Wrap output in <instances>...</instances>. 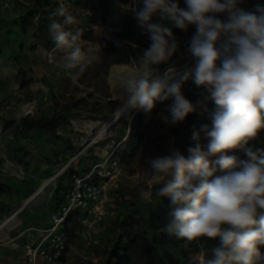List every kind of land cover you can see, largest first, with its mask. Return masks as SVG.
<instances>
[{
  "label": "clouds",
  "instance_id": "9594fccd",
  "mask_svg": "<svg viewBox=\"0 0 264 264\" xmlns=\"http://www.w3.org/2000/svg\"><path fill=\"white\" fill-rule=\"evenodd\" d=\"M244 3L184 0L181 7L179 0H138L130 9L150 44L119 83L121 104L113 122L134 110L150 114L158 103L171 101L162 119L177 124L208 111L209 101L216 105L211 127L193 128L195 144L187 157L170 147L168 155L148 158L141 170L149 185L140 190L141 200H170V220L161 232L178 240L217 241L197 264H264V148L250 146L264 130V4L246 9ZM52 15L63 18L48 26L55 48L63 50L57 67L76 82L100 59V45L82 49V30L67 28L76 18L62 2ZM189 25L196 29L187 42L191 63L178 68L170 63L179 49L173 29L187 31ZM161 64L167 65L163 73ZM189 80L203 89L195 103L182 92ZM234 150L247 159L228 154ZM217 170L223 174L215 175Z\"/></svg>",
  "mask_w": 264,
  "mask_h": 264
},
{
  "label": "rangeland",
  "instance_id": "374dc122",
  "mask_svg": "<svg viewBox=\"0 0 264 264\" xmlns=\"http://www.w3.org/2000/svg\"><path fill=\"white\" fill-rule=\"evenodd\" d=\"M134 1L119 0L121 13L130 11ZM47 5L14 11L0 3V147L4 152V157H0V183L5 184V192L0 193V227H3L0 230V264H23L28 229L48 224L55 207L56 182L48 184L14 221L4 225L23 202L38 191L42 181L49 180L78 154L73 169L83 171L104 161L113 151L121 167L119 187L115 188L112 182L107 185L111 197L110 215L98 230V246L85 249L80 224L77 219L72 220L68 224L70 246L61 260L50 264H104L113 243L122 233L118 229L120 217L128 213L140 219L162 253H170L178 260L185 253L199 259L203 252L197 245L160 231L170 220L166 201L154 197L149 204L139 195L140 190L149 188L141 171L148 167V158L168 155L170 147L184 153L176 147L170 132L172 124L162 119L169 115L164 109L171 101L158 103L150 114L134 110L106 127L104 122L121 104L116 100L119 83L135 66L117 68L114 65L106 70L93 62L78 81L73 82L63 68L57 67L62 62L63 50L55 48L51 36L47 43L37 36L39 26L47 18ZM30 10L32 22L23 29L22 21ZM68 11L76 22L67 28L82 30V49L87 51L92 45H100L101 51L116 30L117 22L112 18L107 23L93 22L96 14L78 0ZM62 21L63 18L57 22ZM186 49L178 51L175 64L178 68L191 63ZM114 70H117L116 75H113ZM192 83L189 80L183 84L185 97ZM41 119L51 122L35 127L26 124ZM139 119H142L138 128L140 146L133 149L132 133ZM257 142L264 143V137ZM201 143L207 144L203 134ZM229 153L237 156L235 150ZM5 156L12 165L7 163ZM261 253L264 254V247Z\"/></svg>",
  "mask_w": 264,
  "mask_h": 264
},
{
  "label": "trees",
  "instance_id": "16d2710c",
  "mask_svg": "<svg viewBox=\"0 0 264 264\" xmlns=\"http://www.w3.org/2000/svg\"><path fill=\"white\" fill-rule=\"evenodd\" d=\"M86 8H90L96 16L93 17V22L107 23L110 18L117 22L116 30L112 32V35L107 39L104 48L100 51V59L96 61L98 66L109 70L114 65H133L135 66V59L143 54L144 49L149 47L150 40L147 35L142 32L137 24V21L130 10L127 13H121L119 0H78ZM181 7H186L184 0H179ZM138 4V0L136 2ZM47 18L39 26V34L46 43L50 38L48 26L51 20H61L62 17L53 16L57 9L56 5L48 4ZM154 22H160L158 17H153ZM32 22V10L28 11L22 21L23 29H26ZM196 29L194 25H189L187 31L180 29H173L174 35L178 39L179 50L187 48V42L195 33ZM118 42V43H117ZM49 43V42H48ZM52 44V43H51ZM178 52L174 55L170 61L172 64L177 63ZM167 65H159L160 71L163 72ZM202 88H198L194 83L190 85V90L187 92L186 98L195 103ZM208 111L200 110L196 113H191L181 123L172 124L170 132L175 138V144L177 148L184 150V155L187 157L189 154L187 149L189 146H194L195 142H190V137L193 132V128L199 130L201 125L207 124L211 127V113L215 111L216 105L214 102H208ZM51 121L45 122L43 119L36 122L26 123L29 127L45 126ZM142 125V119L136 121L133 130V140L136 138L133 149H137L140 146V133L138 128ZM203 134V133H201ZM136 135V136H135ZM264 137V130L259 133L258 139ZM258 140L250 141V146L257 148H264V143H258ZM257 142V143H256ZM237 156L240 159H246L244 152L235 150ZM230 155V153H228ZM218 157H212L216 159ZM120 160L123 158L120 157ZM223 174L217 170L215 175ZM211 179V178H210ZM5 192V184L0 183V193ZM61 188L55 193V207L59 202ZM169 205L171 211L169 198L162 197ZM54 207V208H55ZM118 229L122 233L119 234V238L113 243L112 248L109 250L104 264H197V258H191L189 253H185L181 260L176 259L170 253H162L161 249L150 239L147 234V230L140 223V219H136L133 215L128 213L126 216L120 217L118 223ZM192 245H197L199 250L203 254L215 246L217 241L208 240L207 238H199L193 241H189ZM264 245L260 246V251Z\"/></svg>",
  "mask_w": 264,
  "mask_h": 264
},
{
  "label": "built area",
  "instance_id": "2783aa9c",
  "mask_svg": "<svg viewBox=\"0 0 264 264\" xmlns=\"http://www.w3.org/2000/svg\"><path fill=\"white\" fill-rule=\"evenodd\" d=\"M36 1L0 0V3L10 9H24ZM75 1L41 0L44 4H54L56 7L62 2L67 9ZM256 3L264 4V0H245L242 7L251 9ZM114 154L113 151L104 161L83 171L73 169L74 160L80 156L78 154L56 171L54 193L61 188L59 202L50 216L49 226L28 229L29 240L25 244L23 264H50L61 260L70 246L68 224L75 219L81 227L80 237L84 248L92 250L98 246V230L110 215L111 197L107 185L112 182L115 188L119 187L117 181L121 167Z\"/></svg>",
  "mask_w": 264,
  "mask_h": 264
},
{
  "label": "bare ground",
  "instance_id": "6f19581e",
  "mask_svg": "<svg viewBox=\"0 0 264 264\" xmlns=\"http://www.w3.org/2000/svg\"><path fill=\"white\" fill-rule=\"evenodd\" d=\"M116 67L119 68L120 65H117ZM181 68H182V67H181ZM116 71H117V70H114V71H113V75H116ZM162 73H163V72H162ZM115 110H116V109H115ZM115 110H114V111H115ZM138 111H140V110H138ZM113 113H114V112H113ZM115 122H116V121H115ZM115 122H113L112 115H110V116L107 118V120L104 122V123H105L104 125L107 127V126H110L111 124H113V123H115ZM0 157H4V152L2 151L1 147H0ZM5 157H6L7 163H8L9 165H12V162L10 161V159H9L7 156H5ZM49 180H50V181H49ZM49 180H48V179H44V180L41 182V185H40L38 191H37L35 194H33L32 196H30L28 199H26V200L23 202L22 206H21L20 208H18V210L12 215V217H10L7 221H5L4 225H8V224H10L12 221H14V220L16 219L17 215L19 214V212H21L26 206H28V205H30L31 203H33V201L38 197V195L44 192V190H45V188L47 187L48 184H53V182H54V180H55V176H52ZM4 225H3V226H4ZM2 228H3V227L1 226V227H0V230H1Z\"/></svg>",
  "mask_w": 264,
  "mask_h": 264
},
{
  "label": "crops",
  "instance_id": "0c3cea01",
  "mask_svg": "<svg viewBox=\"0 0 264 264\" xmlns=\"http://www.w3.org/2000/svg\"><path fill=\"white\" fill-rule=\"evenodd\" d=\"M136 2H137V0H135L134 3H131L130 7L134 6V4H136ZM41 5H44V2H41V0H37L36 3L34 5H32V6H30V7H34V6L40 7ZM11 10L19 11L21 9H11ZM127 12H129V11H124L123 13H127ZM135 142H136V138H134V140L132 141L131 146H133L135 144ZM49 218H50V216H49ZM49 225H50V219L48 221V224H46V226H49Z\"/></svg>",
  "mask_w": 264,
  "mask_h": 264
}]
</instances>
